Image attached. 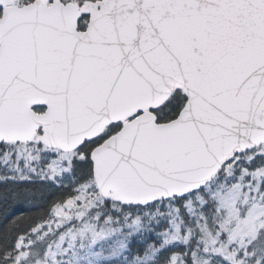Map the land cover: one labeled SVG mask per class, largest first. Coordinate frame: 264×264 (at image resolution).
Returning <instances> with one entry per match:
<instances>
[{
    "label": "snow or ice",
    "instance_id": "6c2138e0",
    "mask_svg": "<svg viewBox=\"0 0 264 264\" xmlns=\"http://www.w3.org/2000/svg\"><path fill=\"white\" fill-rule=\"evenodd\" d=\"M0 264H264V0H0Z\"/></svg>",
    "mask_w": 264,
    "mask_h": 264
}]
</instances>
